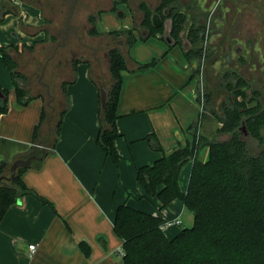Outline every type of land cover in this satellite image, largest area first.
<instances>
[{
	"label": "crops",
	"instance_id": "1",
	"mask_svg": "<svg viewBox=\"0 0 264 264\" xmlns=\"http://www.w3.org/2000/svg\"><path fill=\"white\" fill-rule=\"evenodd\" d=\"M10 1L20 14L8 13L0 20V44L11 46V57L29 78L27 88L32 98L23 106L16 105L10 72L0 62V88L7 90L8 103L7 110L0 112L2 180H9L14 161L35 155L30 153L32 131L43 107L48 119L40 128L38 142L47 140L54 103L60 107L64 101L62 82L69 101L54 150L43 155L39 166L34 165L41 158L36 154L37 159H31L22 173L25 184L47 202L24 194L7 208L0 220V264H119L122 242L113 230V215L123 202L163 217V231L168 238L173 237L183 216H189L190 221V214L178 199L159 210L155 197L144 196L136 167L191 139L188 125L197 116L200 102L197 79L190 76L182 47L164 40L162 33L168 29L154 36L143 27L138 30L144 38L130 47L128 68L122 72L116 120L119 136L114 140L119 159L114 162L95 140L100 87L108 78L106 47L103 60L87 57L84 27L80 31L77 25L71 43L67 22L62 21L64 13L56 17L59 22L51 21L59 34L47 29L51 26L49 15L38 0ZM96 30L101 34L111 29L103 31L96 25ZM154 58L156 62L148 68L135 70L134 61L144 63ZM73 60L77 62L74 72ZM48 66L52 67L46 77ZM152 133L162 151L154 150L145 140ZM202 155H207V150ZM190 166L187 162L180 171L183 190ZM175 219L180 222L175 223ZM30 244L35 246L32 252Z\"/></svg>",
	"mask_w": 264,
	"mask_h": 264
},
{
	"label": "trees",
	"instance_id": "2",
	"mask_svg": "<svg viewBox=\"0 0 264 264\" xmlns=\"http://www.w3.org/2000/svg\"><path fill=\"white\" fill-rule=\"evenodd\" d=\"M11 4L10 0H0V20L8 13L20 14L16 5ZM180 5L179 0H159L154 9H149L143 0H139V8L143 14L139 24L147 29L149 36L161 33L162 27H153L150 16L153 11L161 13L164 7L168 8L171 18L169 33L173 44L181 45L187 67L195 61L197 68L202 51L203 35H200V31L203 23L196 22L203 13L197 12L189 17L181 11ZM99 19V10L87 15V22L91 24L86 30L87 34L104 39L109 37L115 39L116 43L105 45L108 78L103 82L106 89L105 104L102 106L100 103L98 109L99 130L95 140L117 162L119 154L114 140L119 136L116 120L122 72L128 68L127 53L130 47L144 36L138 34V26L135 24L130 28L100 34L96 30ZM189 19L191 23H188ZM20 20L22 21L21 17ZM183 37L187 39L188 46L183 45ZM119 40L125 45V50L123 45H117ZM10 49V45L0 44V62L10 72L16 105L23 106L32 98L27 88L29 78L18 69L17 62L10 55ZM26 49L31 51L33 48L26 46ZM155 62V58L144 63L134 61L135 70H144ZM76 64L75 60L71 61L72 72L75 71ZM190 76L193 77L191 72ZM0 89L4 94L0 97V112H5L8 108L7 90ZM61 90L64 101L60 107L54 103L55 112L50 115L47 140L38 142L40 128L48 119L45 107L33 127L30 153L41 156L34 163L35 166L40 165L44 154L55 148L69 101L65 82L61 83ZM210 94L209 91L206 93L207 104ZM251 111L252 107L246 103L245 98L237 96L230 107L221 109V116L218 117L220 125L215 133L228 134L227 138H222L200 132L199 128L206 117L202 106L188 125L190 140L177 144L170 152L163 153L151 163L136 167L139 186L145 195L156 198L158 209L162 210L175 199L181 200L192 212V224L180 228L173 237L168 238L161 226L163 217L131 207L125 202L118 204L113 215V230L122 242L123 255L119 264H264V143L251 151L237 129L241 116L246 114L248 118L245 124L252 125L254 135L258 136V125L264 124V117L258 116L254 121L255 115ZM144 138L151 148L162 151L153 133ZM203 147L207 148V156L200 159L199 151ZM187 162H191V166L187 185L183 190L180 171ZM25 169L26 166L17 167L9 180L0 178V220L7 208L24 194H34L47 202L25 184L22 179ZM2 173L1 168L0 175Z\"/></svg>",
	"mask_w": 264,
	"mask_h": 264
},
{
	"label": "flooded vegetation",
	"instance_id": "3",
	"mask_svg": "<svg viewBox=\"0 0 264 264\" xmlns=\"http://www.w3.org/2000/svg\"><path fill=\"white\" fill-rule=\"evenodd\" d=\"M38 1L49 15L51 26L47 25L48 30L61 34L52 24L55 19L59 22V18H56L59 13L65 14L62 21L64 24L67 22L66 28L70 34L75 32L77 25L86 29L87 15L86 18L82 17L84 19L82 25L73 21L75 10L78 11L75 5L79 0ZM84 1L82 0L83 3ZM85 7L87 8V5ZM180 8L189 17L197 12L202 14L206 11V14L199 16L196 22L203 23L200 35H203V43L207 42L205 46L201 44L199 63L208 66L210 76L215 77L229 98L222 100L220 110L225 106L230 107L235 96L244 97L246 103L252 107L250 113L255 115L253 120H257L258 116L264 117V0H206L201 5L195 0L191 6L181 4ZM154 12L157 11L152 13ZM76 13L78 15L79 11ZM161 13L164 15L162 17L159 13L163 20L161 27L170 32L171 18L168 15V8L164 7ZM77 18H80V14ZM188 23H191V19ZM183 45L188 46L185 37H183ZM247 118L246 114L241 116L244 123ZM245 126L247 135L242 137L240 134V136L246 144L250 147L247 139L249 136L258 146H262L264 124L258 125V136L254 135L252 125L245 124ZM222 135H224L221 136L222 138L228 137L227 133Z\"/></svg>",
	"mask_w": 264,
	"mask_h": 264
},
{
	"label": "rangeland",
	"instance_id": "4",
	"mask_svg": "<svg viewBox=\"0 0 264 264\" xmlns=\"http://www.w3.org/2000/svg\"><path fill=\"white\" fill-rule=\"evenodd\" d=\"M118 0H85L84 3L82 0H79L78 3H76L75 7L79 11V14L77 15L75 10V17L73 18V21L79 23L82 25V22L84 19L82 17L84 16L86 18V15L90 13H96V11H100V19L97 22V27L100 30H117L122 28H127L126 26H133V22L136 26H138V30H140L142 27L140 26L139 22L142 20V11L139 8V0H129L127 3H120L117 2ZM180 1V0H179ZM195 1V0H194ZM193 0H181V4H187L188 7L191 6L194 3ZM201 5L203 1L206 0H196V2ZM144 5H146L149 9H152L157 6L159 0H143ZM193 2V3H192ZM84 4V8H82ZM87 5V8L85 7ZM115 6V9H112V7ZM117 10H123L125 13V16L123 18L118 19L116 16ZM200 10V8H199ZM206 11L203 12V14ZM161 14V13H160ZM202 14V15H203ZM162 16V14H161ZM77 18V20H76ZM91 24L88 22L86 23V30L90 27ZM218 25L220 23L218 22ZM82 27V26H81ZM79 28L80 31H82V28ZM130 28V27H129ZM144 28V27H143ZM77 30V29H75ZM145 30V28H144ZM147 29L145 30V32ZM81 34V33H80ZM138 34L140 35L139 31ZM74 34H68V41L74 40ZM77 37V36H76ZM82 38V35H81ZM85 39V54L87 57H90L93 59H100L103 60L102 53L104 51L103 48H105L106 44H113L116 43V40L109 37H99V36H90L87 33L84 35ZM115 40V41H114ZM109 41V42H107ZM119 43L117 45L122 46L123 42L121 40L118 41ZM121 42V43H120ZM207 43V42H206ZM206 43L202 42V45H206ZM172 46L175 47H181L179 44H174ZM123 49L125 50V45H123ZM182 49V48H181ZM150 61V60H149ZM52 66H48L45 69V76L48 77V74L51 71ZM189 70L193 74V77L197 79V98L200 102V107L203 106V108L206 111V117L203 119L202 126L200 128V131L208 136H224V135H218L215 133L216 128L219 127V120L218 117L221 116L220 112V104L223 99L228 100V96L222 90V87L219 86V82L215 79V77L210 76V70L208 69V66H205L204 63H199V67L196 68V62L193 61L189 65ZM210 92V98L208 104L206 103V93ZM247 131V127H246ZM249 140V145L251 151L256 150L258 146L257 142L252 139L251 137H247ZM206 147H203V149L200 151V159H205L207 155H202L206 151ZM142 189V188H141ZM143 190V189H142ZM144 194V193H143ZM145 197L150 198L151 196L145 195ZM186 213L190 214V221L189 216H183L182 224L179 225V228L190 226L192 224V212L188 208L185 209Z\"/></svg>",
	"mask_w": 264,
	"mask_h": 264
},
{
	"label": "water",
	"instance_id": "5",
	"mask_svg": "<svg viewBox=\"0 0 264 264\" xmlns=\"http://www.w3.org/2000/svg\"><path fill=\"white\" fill-rule=\"evenodd\" d=\"M124 11L123 10H117L116 11V16L118 18H123L124 17ZM150 20H151V24L152 26L154 27H158L160 24H161V17H160V14L157 13V12H154L151 14L150 16ZM163 35V38L164 40L169 43V44H173V39L171 38L170 36V33L168 31H164L162 33ZM105 95H106V89H105V86H101L100 87V100H101V105L104 106L105 104ZM4 94L3 92L1 91L0 89V97H3ZM238 130L240 131V134L242 137H245L247 135V131H246V126H245V123H244V120L241 119V123L240 125L238 126ZM37 159L36 155H31L29 157H27L26 159H18L16 161H14L10 167V172H11V177L12 175L14 174L15 172V169L19 166H26L30 163L31 159Z\"/></svg>",
	"mask_w": 264,
	"mask_h": 264
},
{
	"label": "built area",
	"instance_id": "6",
	"mask_svg": "<svg viewBox=\"0 0 264 264\" xmlns=\"http://www.w3.org/2000/svg\"><path fill=\"white\" fill-rule=\"evenodd\" d=\"M201 108H202V106L200 107V109H201ZM162 222H163V221H162ZM174 222H175V223H179L180 220H179V219H175ZM167 223H169V221H165V224H167ZM163 225H164V223H161L162 228H163ZM34 247H35V246H34L33 244L28 245V248L31 250V252L34 250ZM118 252H119V254L123 255V249H122V247L119 248Z\"/></svg>",
	"mask_w": 264,
	"mask_h": 264
}]
</instances>
